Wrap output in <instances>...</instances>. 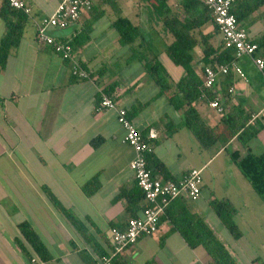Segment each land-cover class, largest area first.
Wrapping results in <instances>:
<instances>
[{"label":"crops","instance_id":"1","mask_svg":"<svg viewBox=\"0 0 264 264\" xmlns=\"http://www.w3.org/2000/svg\"><path fill=\"white\" fill-rule=\"evenodd\" d=\"M61 1L25 0L31 7V17L27 16L18 45L11 49L0 69V264H35L32 259L38 264H87L82 254L96 259L98 250L109 252L108 229L124 227L131 217L126 211V200L114 198L122 188L135 187L129 168L135 154L123 142L125 129L117 121L116 112L96 110L95 106L97 96L108 85L116 84L113 98L127 110L134 126L143 132L149 127L157 130L152 156L173 178L179 179L191 169L203 171L223 153L229 159L226 151L247 152L235 136L226 143L217 142L209 150L199 149L184 126L182 112L173 107L166 95H159V88L142 63L127 60L129 47L119 43L113 25L119 16L142 28L174 83L184 75L183 68L165 53L172 36L149 3L143 8L138 0H92L91 10L78 23L48 29L56 39L71 40L89 27V40L75 51V56L91 79L77 80L70 73L69 63L35 38L34 22L52 15ZM3 8L6 14H0V40L6 32V21L17 19L0 0V12ZM263 16L264 5L241 23L251 39L264 34V26L258 21ZM211 29L207 25L204 31ZM152 32L158 35L153 40L148 37ZM263 53L261 49L255 56ZM199 59L200 50L196 48L194 65L200 76ZM238 64L245 79L232 72V91L221 102L225 113L241 107L243 116L248 117L247 124L261 126L247 148L260 154L264 152V81L256 75L264 80V73L249 57H242ZM221 79L220 76L213 89L219 96ZM194 106L208 125L220 127L221 116L208 107L206 99L200 98ZM167 125L175 130L168 132ZM234 178L236 192L244 194L242 199L247 205L252 201L250 184L238 176ZM229 193L212 178L209 187L202 182L198 199L187 203L238 262L232 247L243 236L233 238L210 204L214 199L226 198L234 206ZM65 210L79 220L82 232L68 220ZM21 222H27L43 243L50 256L47 260L39 261L33 255L30 244L18 231ZM16 239L27 253L20 250ZM119 258L127 264H208L205 251L189 247L177 231L171 230L167 219L160 221L154 235L139 238Z\"/></svg>","mask_w":264,"mask_h":264},{"label":"trees","instance_id":"2","mask_svg":"<svg viewBox=\"0 0 264 264\" xmlns=\"http://www.w3.org/2000/svg\"><path fill=\"white\" fill-rule=\"evenodd\" d=\"M146 1L150 4L156 18L172 36V41L165 46V53L175 65L183 68L184 75L174 83L160 63L157 51L151 46L152 43L147 41L140 27L132 24L126 17L119 16L113 22V25L118 32L119 43L129 47L130 53L127 60L142 63L147 74L159 88V95H166L173 107L182 112L184 126L195 139L199 149L209 150L217 142L226 143L232 136L236 137L241 147L246 148L247 152L245 154H241L238 150L226 152L230 161L239 169L253 191L264 203V152L253 154L247 149L249 142L257 136L261 126L247 124L248 117L243 116L244 113L241 107H236L232 112L224 113L221 116L220 127L213 128L201 117L194 106V103L201 96L203 67L207 65L211 67L220 64L229 65L234 59V52L224 47L223 39L213 21L211 11L201 0ZM4 3L6 9L10 10L11 8L7 3L5 1ZM262 5H264V0H234L231 12L241 26V23L252 16ZM11 12L17 19L15 22L6 21V32L0 40V69L5 66L11 49L18 45L23 28L27 23V16L24 13L14 9ZM0 14L5 17L4 8L1 9ZM207 25H210L212 29L205 32ZM89 32L90 29L87 26L76 33L71 40H65L71 46L74 54L89 40ZM251 41L256 43L258 47L255 55L259 50L264 49V34L259 38L251 39ZM196 48L200 50L199 61L202 63L200 76L196 73V66L194 65V50ZM260 57L264 60V53ZM82 66L87 71L84 65ZM231 73L220 75L222 79L219 81L218 89L221 92V100L226 101L228 94L231 93L229 92V86L232 83ZM115 86L116 84L113 83L105 87L103 89L104 94L113 97ZM214 94V92H209V97L214 96ZM100 99L101 96L98 95L95 104L96 110ZM166 128L168 132L175 130V127L169 128V125ZM146 161L154 177H163L173 181L178 180L169 176L162 163L153 158L152 154L147 156ZM158 171L162 175H158L161 174ZM44 190L47 191L46 188ZM47 194L56 203L55 198L49 192ZM123 198L126 200V211L130 214V218L139 216V212L145 206L144 204L139 206L140 203H143V194L139 187L135 184V187L130 190L122 188L114 200ZM210 204L232 237L235 239L241 237V231L233 220L234 207L230 201L226 198L214 199ZM63 212L66 213L68 220L75 228L82 232L83 228L79 220L72 213L66 210ZM164 219L170 222L171 230L177 231L189 247H200L205 251L208 264H237L204 219L197 213L192 212L187 200L177 198L170 201L164 215L160 217V221ZM18 231L28 241L33 255L39 261L47 260L50 257L45 246L27 222L19 223ZM15 242L23 253H27L26 247L21 244L19 239H16ZM97 254L96 259L89 258L84 254H82V258L87 264H99L98 259L108 255V252L98 250ZM119 256L112 257V264H127ZM147 264H154V262L148 261ZM252 264L264 263L255 259Z\"/></svg>","mask_w":264,"mask_h":264},{"label":"built area","instance_id":"3","mask_svg":"<svg viewBox=\"0 0 264 264\" xmlns=\"http://www.w3.org/2000/svg\"><path fill=\"white\" fill-rule=\"evenodd\" d=\"M14 10H19L31 17V7L25 0H4ZM211 11L213 21L218 27L224 42V47L234 52V59L229 65L220 64L215 67L209 65L202 69V87L200 98L206 99L208 107L217 115L225 113L220 96L213 91L218 77L229 72L235 73L239 78L245 79L244 72L238 64L242 57H249L254 66L264 73V60L255 56L257 44L252 42L248 33L239 25L231 12L234 0H201ZM92 0H62L52 15L35 24V38L38 42L48 45L52 51L70 65V73L77 80L91 79L71 46L65 40H59L48 33L49 28H65L78 23L84 13L92 8ZM232 89L229 88V92ZM209 92L214 96L209 97ZM101 99L97 110H113L117 114V121L125 129L123 142L134 151V158L129 163L135 184L143 194V204L139 216L129 218L123 228L110 227L107 239L110 245L108 255L98 259L99 264H112L111 259L120 255L124 249L134 244L143 236L154 235L159 228L160 217L164 215L168 203L177 198L196 201L202 187V171L191 169L177 181L154 177L147 166V156L153 153L155 141L158 139L157 130L149 127L145 133L134 126L127 117V110L119 106L113 97L100 93ZM32 262L38 264L36 260Z\"/></svg>","mask_w":264,"mask_h":264},{"label":"rangeland","instance_id":"4","mask_svg":"<svg viewBox=\"0 0 264 264\" xmlns=\"http://www.w3.org/2000/svg\"><path fill=\"white\" fill-rule=\"evenodd\" d=\"M138 2L143 8L148 7L147 1L138 0ZM133 20L135 21V19ZM258 21H260L264 26V16ZM244 23L245 21H243V24ZM155 36L158 37L156 33L152 32L148 37H151V40H153ZM246 75H248L247 72ZM256 77L258 80L264 81L263 78H260L258 75H256ZM206 156L207 152H204V157ZM209 164L210 165L203 169L201 173L202 182L207 184V187H209L211 179H217L224 191L231 192L229 194L231 196L232 203L234 204L233 220L243 236V239L239 242V244L232 247L238 258L239 264H252L255 259L264 263V203L249 185L252 189V201L248 202L246 205L242 199L244 194L236 192V181L234 177L238 176L246 182L247 180L243 177L239 169L233 165L232 162H230L224 153L219 156V158L211 160ZM215 174L217 175L215 176ZM259 206L262 207L261 210L259 209Z\"/></svg>","mask_w":264,"mask_h":264}]
</instances>
